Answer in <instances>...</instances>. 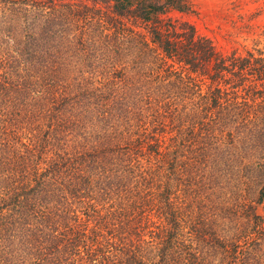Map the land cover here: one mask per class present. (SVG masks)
I'll return each mask as SVG.
<instances>
[{
  "label": "trees",
  "instance_id": "16d2710c",
  "mask_svg": "<svg viewBox=\"0 0 264 264\" xmlns=\"http://www.w3.org/2000/svg\"><path fill=\"white\" fill-rule=\"evenodd\" d=\"M188 0H0V264H264V56Z\"/></svg>",
  "mask_w": 264,
  "mask_h": 264
},
{
  "label": "rangeland",
  "instance_id": "374dc122",
  "mask_svg": "<svg viewBox=\"0 0 264 264\" xmlns=\"http://www.w3.org/2000/svg\"><path fill=\"white\" fill-rule=\"evenodd\" d=\"M191 14H174L192 24L223 54L264 56V0H188ZM264 214V205L262 206Z\"/></svg>",
  "mask_w": 264,
  "mask_h": 264
}]
</instances>
